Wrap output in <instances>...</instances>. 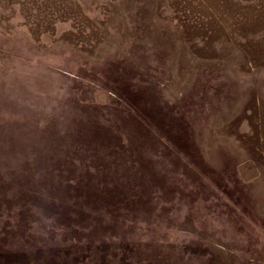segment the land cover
I'll return each mask as SVG.
<instances>
[{
    "label": "rangeland",
    "instance_id": "374dc122",
    "mask_svg": "<svg viewBox=\"0 0 264 264\" xmlns=\"http://www.w3.org/2000/svg\"><path fill=\"white\" fill-rule=\"evenodd\" d=\"M0 264H264V0H0Z\"/></svg>",
    "mask_w": 264,
    "mask_h": 264
}]
</instances>
